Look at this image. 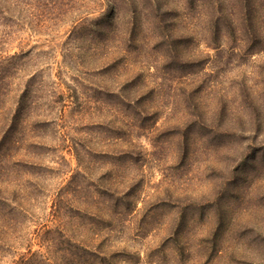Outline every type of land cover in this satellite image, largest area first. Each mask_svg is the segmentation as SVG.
Instances as JSON below:
<instances>
[{"label":"rangeland","instance_id":"374dc122","mask_svg":"<svg viewBox=\"0 0 264 264\" xmlns=\"http://www.w3.org/2000/svg\"><path fill=\"white\" fill-rule=\"evenodd\" d=\"M0 264H264V0H0Z\"/></svg>","mask_w":264,"mask_h":264},{"label":"trees","instance_id":"16d2710c","mask_svg":"<svg viewBox=\"0 0 264 264\" xmlns=\"http://www.w3.org/2000/svg\"><path fill=\"white\" fill-rule=\"evenodd\" d=\"M245 2L247 1V0H244ZM3 200L0 198V202H2Z\"/></svg>","mask_w":264,"mask_h":264}]
</instances>
